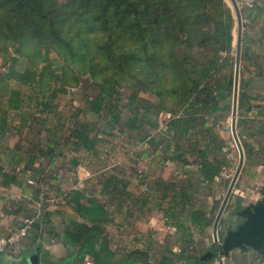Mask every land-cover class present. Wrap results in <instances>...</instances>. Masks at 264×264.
Masks as SVG:
<instances>
[{
  "label": "crops",
  "instance_id": "1",
  "mask_svg": "<svg viewBox=\"0 0 264 264\" xmlns=\"http://www.w3.org/2000/svg\"><path fill=\"white\" fill-rule=\"evenodd\" d=\"M239 10L238 92L240 87L244 90L250 110L238 111L237 101L236 133L240 144L246 142L247 153L243 150V167L219 222L221 232L241 223L235 212L255 202V190L264 185V0ZM237 34L233 21L231 57L233 52L236 56ZM36 81L41 82L38 77ZM50 82L52 94L43 98L51 101L46 112L36 106L28 86L16 80L4 83L0 235L8 234L24 217H33L34 223L16 248L0 253V264H18L35 252L39 264H108L104 247L113 261L143 253L137 264H218L215 257L211 263H195L210 259L202 258L214 249L213 223L200 232L190 216L202 212L216 217L237 168L238 152L230 132L232 97L220 100L215 112L188 114L195 119L190 126L161 127L155 115L151 125L139 116L133 127L124 128L129 116L124 113L122 124L111 129L106 113L95 115L85 106L91 96L87 87L80 95L67 91V96H54L60 86ZM10 91L22 101L18 110L9 108ZM76 119L95 125L94 134L106 142H96L93 150L79 146L71 131ZM40 150L55 157L43 156ZM73 192L81 195L83 205L95 200L107 216L95 236L94 251L100 258L65 243L71 224L84 223L72 204L36 210L44 195L62 193L69 198ZM223 264H264V258L250 250H234Z\"/></svg>",
  "mask_w": 264,
  "mask_h": 264
},
{
  "label": "trees",
  "instance_id": "2",
  "mask_svg": "<svg viewBox=\"0 0 264 264\" xmlns=\"http://www.w3.org/2000/svg\"><path fill=\"white\" fill-rule=\"evenodd\" d=\"M18 5L24 10V14L33 17L37 13H41L42 0H15ZM80 8L86 11H91V8L97 9L100 17L96 20H101L110 23H116V27H127L120 29V33L130 34L132 29L140 25V5L145 0H76ZM156 6V13L151 20L147 17V24L151 23L153 28L147 29V50L152 45L158 46L161 51H154L153 54L147 52V69L149 71H167L169 74L180 72V79H173L171 88L179 86L180 89L174 90L168 94H162L163 86L169 81L158 77L161 72H152L150 82L154 84L155 94L158 98L164 99L170 97L176 98L174 108L171 113L179 114V118L169 121L165 126L172 128L178 127L180 124L190 126L195 120L188 117L190 113H204L208 111L215 112L217 104L224 98H231L233 95L234 84V66L230 56L232 44V29L233 18L229 8L224 3V0H152L147 1V7ZM164 8V11L159 10ZM168 12L174 13L178 20L173 21L175 24L172 29L162 28L161 17L166 19ZM30 17V18H31ZM143 17V16H142ZM96 17H94L95 19ZM128 21V23H126ZM53 23V22H52ZM104 23V22H103ZM159 24V26H158ZM49 30H52L54 40L68 49L71 53L72 44L68 39H65L57 32L53 25H49ZM134 30V29H133ZM185 37L183 41L176 32ZM126 45V44H125ZM133 44H127V48H131ZM43 55H40L39 62H49L50 57V41L44 44ZM170 52H173L169 59H165ZM164 53V56H163ZM183 53L188 54L184 57ZM129 56V55H127ZM173 58V61L171 60ZM165 59V60H164ZM125 59L123 61H127ZM171 60V61H170ZM15 66L9 65V71L3 75L4 80H16L28 86L35 98L36 106L41 112H46L51 106L50 100H44V96L40 95V87L45 84L42 77L40 83L36 81V74L33 69H25L23 73L15 72ZM60 81L58 76L53 77V81ZM52 81V80H49ZM170 82V83H171ZM42 83V84H41ZM121 85L117 78L111 77L103 79V81L92 87L89 91L91 96L85 102V106L89 112L95 115L106 113L109 120L107 126L114 129L121 125L123 114H129L123 127H133L139 121V116L144 124H150L153 116L164 111L163 106L159 103L147 102L138 104L137 94L132 93L122 111L115 110L116 104L120 103V92L117 90L118 85ZM117 86V87H116ZM241 86V85H240ZM173 90V89H172ZM39 91V92H38ZM54 96H67V91L62 87L54 89ZM9 108L14 110L20 109L21 99L17 92H9ZM72 96V95H71ZM169 97V98H170ZM33 98L32 96L29 99ZM42 98V99H41ZM248 99L244 90L240 87L238 92V111L250 110L246 107L245 101ZM82 113V109L78 111ZM134 113V114H133ZM156 113V114H155ZM187 115V117H186ZM74 118V117H73ZM148 119V120H147ZM148 122V123H147ZM152 123V122H151ZM2 123H0V130ZM72 134L79 146L87 150H93L96 142L104 141L100 139L95 132V125L88 126L80 123L77 119L72 126ZM111 136V135H109ZM241 146L247 153L246 142L242 141ZM43 156H55L49 150H40ZM52 160V159H51ZM62 193L55 194L61 196ZM50 195H44L42 199H47ZM63 195V194H62ZM68 204H72L73 210L81 218L84 223L71 224V228L65 233V243L80 246L81 254H89L95 258H100V255L94 251L96 244V234L100 232V225L107 221V216L102 207L95 201L90 200L89 205L81 203V195L78 192H73L67 199ZM165 215L173 217L172 214ZM215 214L207 216L205 213L197 212L191 214V224L200 232H204L206 228L212 226ZM143 253H135V258L124 256L119 260L113 261V254L104 247V258L108 264H137L140 263L138 257H142ZM141 255V256H140ZM213 259H207L203 262L196 260L195 263H211ZM189 264V263H188Z\"/></svg>",
  "mask_w": 264,
  "mask_h": 264
},
{
  "label": "rangeland",
  "instance_id": "3",
  "mask_svg": "<svg viewBox=\"0 0 264 264\" xmlns=\"http://www.w3.org/2000/svg\"><path fill=\"white\" fill-rule=\"evenodd\" d=\"M147 1L149 0H145L140 5V25L132 28L130 24L129 28L132 29L130 34H123L120 33V29L127 27H116V23L105 22L101 18L96 20L100 17L97 10L99 8L89 9L91 11L83 10L76 0H42L41 13L36 12L33 17L24 14V10L15 0H0V102L5 93L3 75L9 71L11 64L15 66V72L23 73L25 69L30 68L33 69L36 77H42L41 81L45 84L40 87V95L44 97L51 96L53 87L49 80H53L55 76L61 80H54L53 83L76 95H80L83 84L90 90L99 85L103 79L115 77L121 84L117 83L120 103L116 104L115 110L122 111L129 96L136 93L138 104L159 103L165 112L172 111L176 98L170 96V98H158L154 84L150 82L151 73L161 72L158 77L169 81L163 86L162 94L180 89L182 81L174 88L169 85H172L173 79L186 77H181L179 71L169 74L167 71L147 69V52L153 55L154 51L159 52V56L161 53L155 45L147 50V29L153 28L151 23L147 24V17L151 20L157 10L156 6L147 7ZM154 1L157 0H152ZM224 3L229 8L236 26V15L229 0H224ZM159 10L164 11V8ZM160 19L164 29H172L178 23V21L176 24L173 22L178 18L171 12H168L166 19L164 17ZM50 24L72 44L73 56L69 54L67 48L54 40L53 32L49 30ZM176 34L185 41L180 31ZM46 41H50V61L39 62ZM130 43L133 44L132 47L127 48L126 45ZM172 53L170 52L165 59H169ZM183 56L186 57L188 54L183 53ZM234 57L235 52L232 54V61ZM126 58L129 60L123 61ZM171 60L173 61V58ZM255 191L257 193V190ZM218 233L220 234L221 231Z\"/></svg>",
  "mask_w": 264,
  "mask_h": 264
},
{
  "label": "water",
  "instance_id": "4",
  "mask_svg": "<svg viewBox=\"0 0 264 264\" xmlns=\"http://www.w3.org/2000/svg\"><path fill=\"white\" fill-rule=\"evenodd\" d=\"M237 21V48L234 66V84L232 95V111H231V137L238 152V165L232 180L229 184L225 197L217 212L212 226L213 251L207 253L205 258L212 259L215 257L218 264H223L224 259L230 257V253L234 250L241 252L253 251L261 258H264V185L257 188L258 199L247 205L240 207L235 212V216L241 220L236 228L225 227L220 234L218 226L222 213L234 189L236 181L241 173L244 163V153L240 141L236 133V117H237V101H238V79H239V59H240V37H241V16L240 10L234 0H230ZM87 87L83 84V88ZM82 88V89H83ZM18 264H39L38 252L20 258Z\"/></svg>",
  "mask_w": 264,
  "mask_h": 264
},
{
  "label": "built area",
  "instance_id": "5",
  "mask_svg": "<svg viewBox=\"0 0 264 264\" xmlns=\"http://www.w3.org/2000/svg\"><path fill=\"white\" fill-rule=\"evenodd\" d=\"M238 8L252 5L257 0H234ZM230 2V0H229ZM231 4V2H230ZM232 6V4H231ZM233 8V7H232ZM178 115L171 112H160L157 116L158 124L164 127L170 120L177 118ZM66 195H50L47 199H41L36 203L38 212L44 211L49 207L62 206L67 201ZM34 223L33 217L27 216L18 221L14 229L8 234L0 235V253H4L8 249L16 248L29 234ZM213 244V239H212Z\"/></svg>",
  "mask_w": 264,
  "mask_h": 264
}]
</instances>
